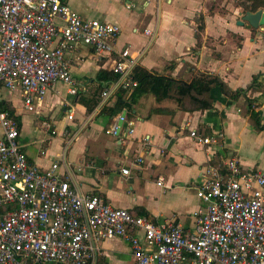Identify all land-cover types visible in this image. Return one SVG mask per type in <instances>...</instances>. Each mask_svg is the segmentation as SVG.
Instances as JSON below:
<instances>
[{
	"label": "crops",
	"instance_id": "obj_1",
	"mask_svg": "<svg viewBox=\"0 0 264 264\" xmlns=\"http://www.w3.org/2000/svg\"><path fill=\"white\" fill-rule=\"evenodd\" d=\"M61 1L81 17L117 24L121 31L109 56L83 44L67 54L75 93L57 83L28 110L19 90L0 87V100L14 110L28 161L41 169L57 162L59 176L79 193L98 194L114 207L154 223L174 221L187 230L195 227L196 213L205 208L196 187L207 164L236 157L243 168L264 169V25L237 24L244 11L234 0ZM122 49L150 72L186 82L200 72L215 74L229 91H246L229 98L215 87L212 107L193 109L190 103L179 106L174 93L160 100L147 93L130 110L123 107L109 114L102 109L114 107L122 90L103 98V89L87 112L98 72L112 71V60ZM121 94L124 102L130 91ZM123 109V125L113 134L110 130ZM192 129L216 142H196L189 136ZM135 233L142 238L141 232ZM94 245L87 264H134L129 242L119 236Z\"/></svg>",
	"mask_w": 264,
	"mask_h": 264
},
{
	"label": "built area",
	"instance_id": "obj_2",
	"mask_svg": "<svg viewBox=\"0 0 264 264\" xmlns=\"http://www.w3.org/2000/svg\"><path fill=\"white\" fill-rule=\"evenodd\" d=\"M120 31L61 0H0V87L19 90L28 110L57 83L75 93L67 54L83 44L109 56ZM112 62L117 77L103 98L137 85L135 56L122 49ZM0 130V264H87L94 242L113 236L129 242L134 264H264V169L243 168L236 157L207 164L196 187L205 208L187 230L79 193L59 176L57 162L46 169L31 163L16 120L2 110ZM189 136L216 142L195 129Z\"/></svg>",
	"mask_w": 264,
	"mask_h": 264
},
{
	"label": "trees",
	"instance_id": "obj_3",
	"mask_svg": "<svg viewBox=\"0 0 264 264\" xmlns=\"http://www.w3.org/2000/svg\"><path fill=\"white\" fill-rule=\"evenodd\" d=\"M238 5L243 11H255L258 8H264V0H242ZM173 66V62L168 66ZM117 75L112 71L100 70L97 74V86L93 88L90 98V103L87 105V112L91 111L98 103L101 91L109 87L116 79ZM133 77L137 80V85L130 91L128 98L121 102V92H117V102L114 107H104L103 113H117L121 108L126 107L130 110V104L135 102L143 94H152L157 100L171 97V93L176 95L177 104L185 107L186 103L191 104L193 108H211L213 97L211 91L217 87L220 92L224 93L229 98H235L239 94L245 93V89L240 88L234 91H229L225 83L215 74L200 72L186 82L182 79H176L171 76H165L156 72H150L140 66H135ZM257 80V75L253 76L250 86L254 85ZM247 108L251 111L253 118L258 122V114L251 108L250 99L246 98ZM0 110L8 112L10 116L14 115V110L6 102L0 100Z\"/></svg>",
	"mask_w": 264,
	"mask_h": 264
},
{
	"label": "water",
	"instance_id": "obj_4",
	"mask_svg": "<svg viewBox=\"0 0 264 264\" xmlns=\"http://www.w3.org/2000/svg\"><path fill=\"white\" fill-rule=\"evenodd\" d=\"M237 24L243 25L247 28H257L259 26L264 25V8H258L255 11L246 10L239 20H237ZM126 115V110L123 109L117 118L115 133L118 134L123 125V118Z\"/></svg>",
	"mask_w": 264,
	"mask_h": 264
},
{
	"label": "rangeland",
	"instance_id": "obj_5",
	"mask_svg": "<svg viewBox=\"0 0 264 264\" xmlns=\"http://www.w3.org/2000/svg\"><path fill=\"white\" fill-rule=\"evenodd\" d=\"M241 1H242V0H234V3L238 4V3L241 2ZM15 103H16V102H15ZM15 106H16L17 110H20V109H21L18 103H16Z\"/></svg>",
	"mask_w": 264,
	"mask_h": 264
}]
</instances>
